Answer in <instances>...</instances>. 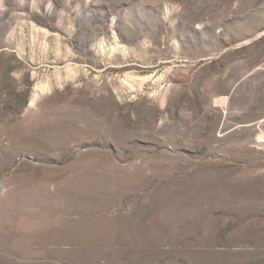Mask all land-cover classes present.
<instances>
[{"label": "rangeland", "instance_id": "374dc122", "mask_svg": "<svg viewBox=\"0 0 264 264\" xmlns=\"http://www.w3.org/2000/svg\"><path fill=\"white\" fill-rule=\"evenodd\" d=\"M0 264H264V0H0Z\"/></svg>", "mask_w": 264, "mask_h": 264}]
</instances>
